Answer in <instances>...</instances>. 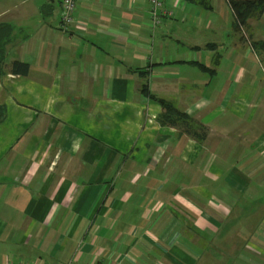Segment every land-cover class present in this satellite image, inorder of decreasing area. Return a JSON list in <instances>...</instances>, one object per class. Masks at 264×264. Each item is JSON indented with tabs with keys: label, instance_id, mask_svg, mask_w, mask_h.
I'll return each instance as SVG.
<instances>
[{
	"label": "crops",
	"instance_id": "0c3cea01",
	"mask_svg": "<svg viewBox=\"0 0 264 264\" xmlns=\"http://www.w3.org/2000/svg\"><path fill=\"white\" fill-rule=\"evenodd\" d=\"M75 1L66 27L61 0L0 9V264H198L264 203V12L161 0L154 24L150 0Z\"/></svg>",
	"mask_w": 264,
	"mask_h": 264
},
{
	"label": "rangeland",
	"instance_id": "374dc122",
	"mask_svg": "<svg viewBox=\"0 0 264 264\" xmlns=\"http://www.w3.org/2000/svg\"><path fill=\"white\" fill-rule=\"evenodd\" d=\"M4 0H0V9ZM264 191V189H263ZM262 200V199H261ZM229 217L224 220L217 233L212 234L211 245L202 247V258L199 263L206 260L209 264H253L249 259L254 252L255 262L264 264V240L259 248H254L253 235L262 233L264 227V203L244 202L232 208ZM262 229V230H261ZM254 250V251H253ZM256 250V251H255ZM200 249L196 252L200 256ZM248 259V260H247ZM255 263V264H257Z\"/></svg>",
	"mask_w": 264,
	"mask_h": 264
},
{
	"label": "trees",
	"instance_id": "16d2710c",
	"mask_svg": "<svg viewBox=\"0 0 264 264\" xmlns=\"http://www.w3.org/2000/svg\"><path fill=\"white\" fill-rule=\"evenodd\" d=\"M231 8L234 11L235 17L238 23L243 24L246 20L252 16H260L264 12V0H228ZM11 27L8 24L0 23V77L4 73L3 63L5 58V46L10 35ZM13 70L19 72H26L28 65L23 62L15 61L13 63ZM147 93V91H146ZM158 101L165 108V112L162 114L161 120L164 124H171L176 126L178 123L181 127L185 128V131L191 133L190 130H195L197 140H201L204 136V126L189 117L186 113L174 109L169 103L162 99ZM3 117V107L0 105V120ZM195 127L196 129H194ZM202 133L197 134L196 131Z\"/></svg>",
	"mask_w": 264,
	"mask_h": 264
},
{
	"label": "built area",
	"instance_id": "2783aa9c",
	"mask_svg": "<svg viewBox=\"0 0 264 264\" xmlns=\"http://www.w3.org/2000/svg\"><path fill=\"white\" fill-rule=\"evenodd\" d=\"M151 3V15L153 23H159V17L161 14L167 13V11L163 8V3L161 0H150ZM76 1L75 0H61V20L63 22L64 27L73 23L74 16L73 13L75 11ZM66 29V28H65ZM20 264H32V263H20ZM34 264V263H33Z\"/></svg>",
	"mask_w": 264,
	"mask_h": 264
}]
</instances>
